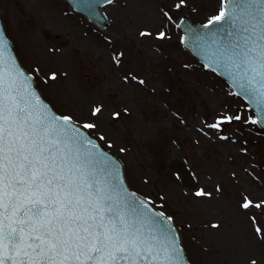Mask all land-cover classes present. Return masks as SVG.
Masks as SVG:
<instances>
[{
	"label": "rangeland",
	"instance_id": "obj_1",
	"mask_svg": "<svg viewBox=\"0 0 264 264\" xmlns=\"http://www.w3.org/2000/svg\"><path fill=\"white\" fill-rule=\"evenodd\" d=\"M220 3L115 0L106 31L62 0L0 8L43 94L95 125L125 161L128 183L180 225L194 264H264V135L250 132L254 118L231 88L183 51L175 25L179 13L203 22ZM226 116L240 119L209 127Z\"/></svg>",
	"mask_w": 264,
	"mask_h": 264
},
{
	"label": "snow or ice",
	"instance_id": "obj_2",
	"mask_svg": "<svg viewBox=\"0 0 264 264\" xmlns=\"http://www.w3.org/2000/svg\"><path fill=\"white\" fill-rule=\"evenodd\" d=\"M227 2L232 9L222 7L209 24L239 22L248 35L240 37L242 48L237 43L220 53L221 66L260 108L264 122V0ZM257 6L258 24H249L245 16L256 20L250 10ZM5 65L0 41V264H183L176 241L146 228L142 214L127 201L121 205L119 191L97 175V145L78 138L70 116L49 117L38 97L21 96L16 80L6 79ZM234 119L240 117L209 127ZM252 203L246 198L242 207Z\"/></svg>",
	"mask_w": 264,
	"mask_h": 264
},
{
	"label": "water",
	"instance_id": "obj_3",
	"mask_svg": "<svg viewBox=\"0 0 264 264\" xmlns=\"http://www.w3.org/2000/svg\"><path fill=\"white\" fill-rule=\"evenodd\" d=\"M70 3L80 12L84 13L88 19H91L98 25L106 24L103 19L101 8L108 2V0H69ZM232 5L226 2V9L231 10ZM258 7L251 9L252 15H255L256 20H252L250 16H245L249 24H258ZM181 13H179L180 15ZM202 22V21H200ZM180 28L184 35V45L185 48L190 51L193 56L200 59L205 65L209 66L213 70L220 73L225 79H227L231 85H233L237 91L242 95L252 106L255 115L258 117V121L264 126V122H261V110L260 108L253 104L250 98L240 92V89L234 83L233 77L230 75L229 71L225 67H222V60L220 53L227 47H235L237 43L241 44L243 47L241 36L248 35L247 33L241 32V24H233L231 22L221 23V24H209L205 25H192L187 18H183L179 23ZM257 33L259 28H257ZM12 36V35H11ZM0 41H3L5 45V57H6V79L7 76H12L16 80V87L19 89L20 95L25 99L31 98L35 102V98L38 97L39 101L43 105V110L47 112L49 117L55 115L59 117L51 107L42 98L41 94L37 91L35 82L29 75H26L23 69L17 63L15 55L13 54V48L10 40L6 37L1 20H0ZM17 46V45H16ZM18 53V50H17ZM233 94V93H232ZM66 114V112H62ZM70 116V115H69ZM72 119L73 116H72ZM83 123V122H82ZM78 131V138L82 142L91 141L93 145H97L96 148H92V152L97 157V162L95 167L97 169V175L102 179H107L109 185H113L116 190L119 191L121 197V205L124 201H127L130 208H135L138 212L142 214L145 223V227H151L154 232L160 236L161 240L165 237L169 240L174 239L176 241V246L182 250L183 264H188L186 253L182 246V238L180 232L174 226L170 219L165 217L163 214L159 213L154 209L150 203L145 199L130 191L127 188L124 170L119 163V160L108 151L104 150L98 141L85 131L82 127L77 124L72 123ZM250 132L255 135L259 134L257 129L252 125ZM87 147H91L88 145ZM143 202L141 204L140 202ZM130 217L132 216L131 211L129 212Z\"/></svg>",
	"mask_w": 264,
	"mask_h": 264
},
{
	"label": "bare ground",
	"instance_id": "obj_4",
	"mask_svg": "<svg viewBox=\"0 0 264 264\" xmlns=\"http://www.w3.org/2000/svg\"><path fill=\"white\" fill-rule=\"evenodd\" d=\"M241 238H242V239L245 238V232H244V229L241 231ZM237 240L241 243L240 238L237 239Z\"/></svg>",
	"mask_w": 264,
	"mask_h": 264
}]
</instances>
